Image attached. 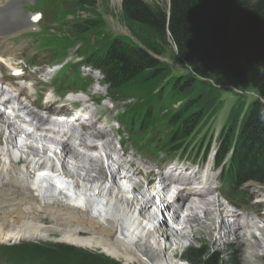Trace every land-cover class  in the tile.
I'll use <instances>...</instances> for the list:
<instances>
[{
    "label": "bare ground",
    "instance_id": "6f19581e",
    "mask_svg": "<svg viewBox=\"0 0 264 264\" xmlns=\"http://www.w3.org/2000/svg\"><path fill=\"white\" fill-rule=\"evenodd\" d=\"M19 106L27 111L22 102ZM7 125L3 140L0 132V237L10 232L18 239L47 240L53 233L68 244L69 257L93 251L128 264H172L165 255L174 256L188 239L207 240L220 249L232 241L238 260L246 264H260L264 257V185L255 204L259 219L245 220L246 208L236 213L223 203L216 207L205 190L198 195L199 214L169 212L171 218L157 221L150 208L152 198L140 190L132 173L122 174L114 167L117 163L121 168L115 159L99 155L83 161L67 143L56 150L35 135L16 142L17 126L10 121ZM187 196L181 194L175 207ZM6 240L0 244H8Z\"/></svg>",
    "mask_w": 264,
    "mask_h": 264
},
{
    "label": "trees",
    "instance_id": "16d2710c",
    "mask_svg": "<svg viewBox=\"0 0 264 264\" xmlns=\"http://www.w3.org/2000/svg\"><path fill=\"white\" fill-rule=\"evenodd\" d=\"M93 0H82L90 4ZM165 8H154L143 0H122L121 11L127 24L137 29L136 41L122 36L110 43L99 56L108 66L114 84L130 82L137 91L153 92L155 104L162 97L160 84L168 69L159 59L162 43L169 38L178 56L206 79H228L242 90L255 92L237 129L233 165L241 180L264 181V0H170ZM98 23L92 21L90 25ZM144 34V37L141 35ZM166 100L182 104L169 118L178 138L199 121L198 96L187 90L189 77L168 80ZM159 87V88H158ZM162 93V92H161ZM198 100V101H197ZM145 112V111H143ZM234 130L224 133L222 151L232 142ZM199 248L182 254L194 264H216L205 259ZM99 256H93L98 260Z\"/></svg>",
    "mask_w": 264,
    "mask_h": 264
},
{
    "label": "rangeland",
    "instance_id": "374dc122",
    "mask_svg": "<svg viewBox=\"0 0 264 264\" xmlns=\"http://www.w3.org/2000/svg\"><path fill=\"white\" fill-rule=\"evenodd\" d=\"M37 3L35 8L43 9L47 11L48 9L53 10L55 12L56 17L52 19L53 23L57 24L59 22V17L61 16V8H59L55 3L51 2H40V0H35ZM148 5H151L154 8H167L168 7V0H144ZM95 5L93 6L92 10L95 9L96 12H101L103 15L102 21L105 26L111 29L112 32L119 34V33H126L127 35H131V33L138 34L137 29L130 27L124 21L122 12H121V1L117 4L113 0H95ZM87 15H92L91 9H87ZM44 32L39 36V40L44 39V33L46 32V27H44ZM63 28L62 26L60 29ZM58 33H54V37L58 38ZM144 37V34H141ZM72 43L70 41H61L57 42L54 46L58 54H62V52L66 51V48L70 46ZM163 46L161 47V53L159 54V59L162 63H164L168 69L169 76L174 79H178L179 77H189L194 84L188 88L187 92L190 95L198 96L199 100V111L203 116L201 120H205L206 123L211 125H229L235 128L237 131L238 125L241 120V111L250 104L253 100V94L251 90L241 91L236 88L237 83L228 80V79H206L199 77L198 71L194 69L192 65L188 62L179 58L176 47L172 41L167 38L165 43H162ZM201 78V79H197ZM167 85H164L162 90L159 92L163 93V89L167 88ZM153 93H151V96ZM197 100V101H198ZM175 105H179V102ZM173 105V106H175ZM247 108V107H246ZM245 108V110H246ZM244 110V111H245ZM6 126H4V129ZM7 133V131H6ZM5 133V134H6ZM4 136H1V138ZM4 139V138H3ZM18 142V141H17ZM146 152L144 155L146 156ZM163 155V154H162ZM160 159L156 158V163H160ZM264 185V181H247L245 185L242 187V190L246 191L244 197H242L239 202H243L244 205H240L241 207H246L248 212L244 211V219L250 220L255 219L258 217V209L256 207V203L258 198L261 197L262 191L261 186ZM247 204V206H245ZM255 210V212H254ZM246 214V215H245ZM249 217L250 219H248ZM259 219V218H257ZM175 226V225H174ZM177 226V224H176ZM191 228V225L189 226ZM57 235L50 233V238L47 240L41 239H31V240H24L16 238L12 233L8 232L0 237V241L2 242L3 239H7L6 241L10 243L13 241L15 245H22V243L28 241H37L39 240L41 245H46L49 247L51 244L60 243V240L57 239ZM16 240V241H15ZM21 240V241H20ZM51 240V241H50ZM49 241L51 244H49ZM53 241V242H52ZM64 244V243H62ZM67 244V243H66ZM68 245V244H67ZM199 248L201 251L204 252L205 259H209L213 256L218 258V262L216 264H241L242 259L238 260V254L236 250V244L232 241L227 243L224 248H219V246L215 244H210L207 240L195 241V240H185L182 246L176 248L174 250V256L166 254L167 262L174 263V264H194L186 259H182V254L188 248ZM54 248V247H52ZM42 253H45V250H41ZM177 251V252H176ZM48 252V251H46ZM49 258H54L50 252ZM54 254H62L65 253L61 249H57L53 251ZM71 254V251L67 249L65 253ZM76 257H62L59 258L60 264H128L123 263L122 261H117L110 259L108 257H102L101 254L93 251H87L86 254L77 253ZM93 256L99 259L96 260ZM203 264V263H202ZM242 264H246V261H243ZM260 264H264V257L261 259Z\"/></svg>",
    "mask_w": 264,
    "mask_h": 264
}]
</instances>
